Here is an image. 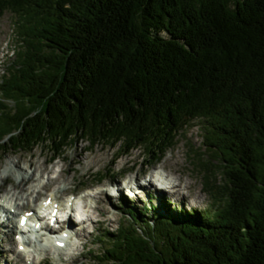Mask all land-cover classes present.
Returning <instances> with one entry per match:
<instances>
[{
  "label": "trees",
  "instance_id": "1",
  "mask_svg": "<svg viewBox=\"0 0 264 264\" xmlns=\"http://www.w3.org/2000/svg\"><path fill=\"white\" fill-rule=\"evenodd\" d=\"M1 4L24 21L0 77V97L19 103L0 106L11 146L48 135L58 148L73 136L166 147L192 118L210 127L215 209L137 216L148 233L108 230L89 264H264V0Z\"/></svg>",
  "mask_w": 264,
  "mask_h": 264
},
{
  "label": "rangeland",
  "instance_id": "2",
  "mask_svg": "<svg viewBox=\"0 0 264 264\" xmlns=\"http://www.w3.org/2000/svg\"><path fill=\"white\" fill-rule=\"evenodd\" d=\"M1 3L2 0H0V29L4 24L5 29L3 30V33L5 32L6 36L0 42V77L7 75L6 66L9 60L15 56L14 51L21 42L23 37L22 32L24 29L22 15L15 13L12 8L4 7ZM0 105L4 106L6 109L13 110L16 109L19 103L12 100H0ZM207 130L209 132H207ZM205 135H208V137L212 136L208 123H201L200 118H192L179 130L176 137L172 139L174 144L167 149L156 146L155 149L150 151V149L146 148L144 145H139L130 149L127 153L120 154L121 149L124 147H122L120 142L116 144H114V140L90 142V140L86 138H81L77 140L76 143L74 142L65 146L61 150V153H59L57 157H53L51 162H49L52 171L43 172L42 175L39 172H36V175L40 177L41 182L45 183L48 181L50 176L58 175L60 173V168L64 163L66 166L79 168L84 173H78L76 179L79 182L82 181L83 184H94V186L89 187L88 190H85L84 192L91 193L89 201L95 203L94 194L95 191L101 187V182L104 183V179H102L104 174H106V176L108 174L116 179L120 178V176L122 177L128 174H133L140 170L148 171L151 168L160 167L161 161L165 157H169L173 154L174 157H179L176 171L179 174L180 180L183 181L184 179H189L190 181V184L185 191L190 193H199L202 200L200 203H196L192 206H185L184 202L181 201L180 198H174L170 195L167 197L168 200H165L160 197V195H153L152 192L154 190L148 191L146 188L140 186L136 188L138 189L137 194L141 196L138 199L132 198L128 193L119 195V197H115V195L111 194L113 199L116 201L115 205H113L115 219L105 228L95 226L93 223L88 226L89 229L92 230L93 237L90 246L84 247L76 234L73 235L72 239L67 240L65 243L55 244L46 238L39 240L37 236L40 232L36 233L35 231H31L29 233L35 232L32 234L34 236L33 243L31 242V245L29 246L17 243V250H21L25 253L24 260L29 264H39L40 258L45 254L48 255V261L53 264H78L81 261H90L110 244L109 239H100L98 235L104 233L108 228H116L119 223L134 221L133 215L130 212L132 209L137 213V215H140L141 208L145 209L147 213L144 214L142 218L146 219H149V217L152 218L157 207H159L160 210H165L168 214L172 213L177 207H185V210L187 211L200 209L204 212L214 209L215 206L212 203L213 195L205 186L207 176L210 175V172L207 168H203L202 164H204L207 159L215 157L216 153L211 152L208 148H206L207 145L205 142L208 140H206ZM5 141L10 143L9 137H7ZM83 144L85 145L83 149L84 154L89 153V155H93L94 152L97 151L98 147L104 146L109 149V156L113 154L114 158L109 163L108 161H105L100 165L93 164V170L88 171V157H84L82 161H72L73 157L77 156V147ZM44 145L47 146V154L55 153L54 150H52L49 140L44 139L32 148L13 147L9 148L4 154L0 152V182L4 180L6 174L5 165L8 164L10 166L12 164L11 160L17 158V153L22 152L27 154L33 151L38 153ZM133 154H136L135 159L130 157ZM64 155H66L65 159L63 157ZM149 157H151V162L148 161ZM40 158L43 159V156L41 155ZM61 158L64 160H61ZM132 163H134L133 166H131ZM21 165L23 166V169L30 170V167H27L24 162H22ZM9 179L14 180V175H11ZM212 183L214 186L224 183V176L221 171H218L216 175L212 176ZM66 184V180H62L60 182L61 187H64ZM8 185L10 186L9 181ZM81 186H83L82 183ZM150 193L153 195L152 197L148 195ZM42 199L43 196L39 197L38 202ZM79 200L82 202V198H79ZM162 201H165V204H163ZM86 212L95 215V212L91 209H87ZM3 218L4 217L1 216V219ZM138 223L141 224V220L138 221ZM141 229L144 230L143 227H141ZM7 232V226H0V264H15L16 258L12 252H10L9 257L5 255V245L6 241H8V236L6 237ZM46 248H49V250L47 249L48 251H45ZM76 251H83L84 254H80L75 259H71L69 257L70 252Z\"/></svg>",
  "mask_w": 264,
  "mask_h": 264
},
{
  "label": "bare ground",
  "instance_id": "3",
  "mask_svg": "<svg viewBox=\"0 0 264 264\" xmlns=\"http://www.w3.org/2000/svg\"><path fill=\"white\" fill-rule=\"evenodd\" d=\"M4 29L5 25L3 24L2 28L0 29V42L6 36L5 32L3 33ZM84 147V144L77 147V156L73 157L72 161H82L84 157H88V171L93 170V164L100 165L105 161H108L109 163L114 158L113 154L109 156V149L107 147H98L97 151L94 152L93 155H89V153L84 154ZM41 155L43 156V159L40 158ZM53 155L54 153L47 154V146L44 145L38 153H35V151L27 154L22 152L17 153V158L11 160L12 164L10 166L8 164L5 165L6 174L4 180L0 182V226L4 225L8 228V232L6 233V237L8 236V241H6L5 245V255L9 257L10 252H12L16 258L15 264H29L24 260L25 253L21 250H17L16 248L18 242V230L23 232V234L27 233L28 231H38V224H40L46 228V233L64 232L67 234L68 232H73L79 237V240L84 247L90 246L93 237L92 230H90L88 226L93 223L95 226L105 228L115 219L113 205H115L116 201L113 199L111 194L117 195L128 193L132 198L135 199L141 197L137 194L138 189H136L132 184L127 185L126 183H115V185L120 184L122 185L121 187H127L129 189L128 192L126 189L120 188L118 191L113 190L110 193L107 190L109 189V186L107 189L104 187H99L94 194L95 203L89 201L91 193L86 192L81 195L83 199L82 204L86 209H91L93 212H95V215L88 212L84 218H78L76 221L68 217L64 220H59L57 225H54L56 226V229L55 227H50L48 223L49 219H55L56 216H51V214H49L50 210L47 203L40 205L42 210H35L36 206L38 205L39 197L43 195L51 199H62L65 195L75 192L79 189L81 183L83 184V182H79L76 179V176L78 173H84L79 168L69 167L64 163L60 168V173L58 175L50 176L48 181L45 183L41 182L40 177L36 175V172H39L42 175L43 172L52 171L49 162H51ZM63 157L65 159L66 155ZM130 157L135 159L136 154H133ZM64 159L61 158V160ZM178 160V156L174 157V155L171 154V156L165 157L161 161L160 167H154L163 170L161 184H157L154 179L148 178L146 183L141 181L140 186L146 188L148 191L154 190L152 192L153 195H160V197L164 198L165 200H168L167 197L170 195H172L174 198H180L181 201L184 202L185 206H192L196 203H200L202 198L199 193H190L185 191V189L189 186L190 181L189 179H184L183 181L180 180L179 174L176 171V167H178ZM22 162H24L27 167H30V170L23 169V166L21 165ZM134 163H132L131 166H133ZM140 172L141 170L133 174H128L127 179H134L137 183V178L139 177ZM11 175H14V180L9 179ZM111 179L116 181L114 177ZM62 180L67 181V184L64 187L60 186V182ZM8 181L10 182V186L8 185ZM152 194L150 193L148 195L152 197ZM182 209L186 211L185 207ZM1 216L4 218L1 219ZM28 218H36L38 223L32 224L29 221H25ZM21 223L22 225H20ZM142 227H144L146 230L149 229L147 226H143V224ZM39 235L43 236L39 238V240H42V238H47L46 234L44 233ZM80 254H84V252H71L70 257L75 259ZM39 264H42V262L39 261Z\"/></svg>",
  "mask_w": 264,
  "mask_h": 264
}]
</instances>
